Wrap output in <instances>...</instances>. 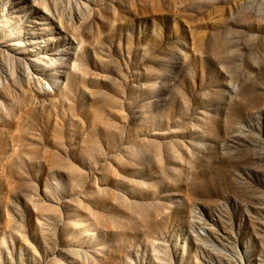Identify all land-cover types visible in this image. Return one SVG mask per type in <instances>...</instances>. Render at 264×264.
<instances>
[{
	"label": "rangeland",
	"instance_id": "1",
	"mask_svg": "<svg viewBox=\"0 0 264 264\" xmlns=\"http://www.w3.org/2000/svg\"><path fill=\"white\" fill-rule=\"evenodd\" d=\"M0 264H264V0H0Z\"/></svg>",
	"mask_w": 264,
	"mask_h": 264
}]
</instances>
